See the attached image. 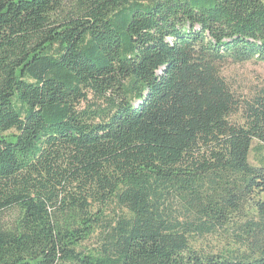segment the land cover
<instances>
[{"label": "trees", "instance_id": "obj_1", "mask_svg": "<svg viewBox=\"0 0 264 264\" xmlns=\"http://www.w3.org/2000/svg\"><path fill=\"white\" fill-rule=\"evenodd\" d=\"M249 62L264 0H0V264H264Z\"/></svg>", "mask_w": 264, "mask_h": 264}, {"label": "rangeland", "instance_id": "obj_2", "mask_svg": "<svg viewBox=\"0 0 264 264\" xmlns=\"http://www.w3.org/2000/svg\"><path fill=\"white\" fill-rule=\"evenodd\" d=\"M223 76L227 79L233 90L242 97L252 96L259 88L264 86V63L249 62L244 64L227 63L222 67ZM239 117H234L237 120ZM254 150L250 155V162L254 166L261 164L264 149L259 150L258 142L253 144ZM233 237L223 232L214 236L197 238L194 247L202 252L222 253L234 246Z\"/></svg>", "mask_w": 264, "mask_h": 264}]
</instances>
